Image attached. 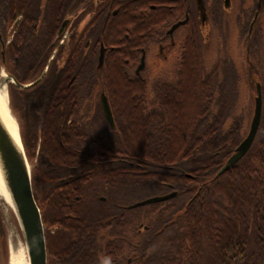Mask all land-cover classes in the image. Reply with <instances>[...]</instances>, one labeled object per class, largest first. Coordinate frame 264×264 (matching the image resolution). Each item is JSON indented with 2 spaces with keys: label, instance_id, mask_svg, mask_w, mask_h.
I'll return each mask as SVG.
<instances>
[{
  "label": "trees",
  "instance_id": "1",
  "mask_svg": "<svg viewBox=\"0 0 264 264\" xmlns=\"http://www.w3.org/2000/svg\"><path fill=\"white\" fill-rule=\"evenodd\" d=\"M20 1H3L6 27ZM210 20L218 29L225 23L220 12ZM140 33L93 34L106 47L101 67L95 53L82 54L80 34L69 55L87 91L105 93L113 127L100 100L87 109V129L65 125L70 116L78 121L75 97H33L25 107L22 139L27 157H35L32 188L48 264H264V64L252 79L263 94L257 134L217 175L245 136L253 97L251 111L237 110V69L225 54L207 63L194 28L170 74L136 76L125 59ZM3 48L8 73L26 84L47 44L22 25ZM12 88L23 102V91ZM172 191L170 199L129 207ZM139 223L148 229L137 231Z\"/></svg>",
  "mask_w": 264,
  "mask_h": 264
},
{
  "label": "flooded vegetation",
  "instance_id": "2",
  "mask_svg": "<svg viewBox=\"0 0 264 264\" xmlns=\"http://www.w3.org/2000/svg\"><path fill=\"white\" fill-rule=\"evenodd\" d=\"M11 2L8 7L15 13L17 6L14 2L11 7ZM20 3V13L10 23L12 34L5 45L10 46L17 28L25 25L26 29L41 35L47 49L37 66V75L30 81L36 83L28 88L16 87L23 91V97L30 93L31 98L40 100L49 96L77 98L72 102L78 103V121L70 116L65 123L67 128L75 122L78 127L87 129V122L92 119L87 116L90 113L87 109H91L94 101L101 102L105 95L102 90L87 91L85 80H81L70 66L69 55L79 34L77 44H82V54L95 53L98 58L101 46L104 52L106 47L101 39L93 38V34L110 31L127 38L142 29L144 33L137 37L138 44H131L130 58L125 62L131 63L136 76L146 78L151 65L155 71L170 64L176 66L190 28L195 29L201 43L212 36L210 17L220 12L229 25V40L226 41L229 61L234 67L237 69L241 61L247 66L246 73L251 80L258 70L255 65L260 61L264 64V0H23ZM216 40L220 52L224 51L225 39L218 36ZM239 47L243 55H237ZM246 127L245 135L249 124ZM148 227L146 223H139L136 230L140 232ZM134 254L135 251L131 252L128 261Z\"/></svg>",
  "mask_w": 264,
  "mask_h": 264
},
{
  "label": "water",
  "instance_id": "3",
  "mask_svg": "<svg viewBox=\"0 0 264 264\" xmlns=\"http://www.w3.org/2000/svg\"><path fill=\"white\" fill-rule=\"evenodd\" d=\"M179 23L174 25L177 26ZM4 47V43L2 42ZM4 51L2 50V54ZM104 59V48L101 46L98 57V67H101ZM11 83L19 88H28L36 82L27 84L19 83L12 75H8ZM253 108L250 118L249 129L244 138L236 146L232 154L226 159L224 164L217 171V175L222 174L229 167L238 162L249 150L256 132L259 127L262 113V91L261 83L254 80ZM102 108L110 126H114L113 116L107 97L101 98ZM0 164L5 177V182L10 193L12 202L11 208L19 223L23 239L27 248L30 264H47V251L44 236V227L41 218L40 208L38 207L32 188V171L22 146L19 149L13 138L3 125L0 119ZM176 195L175 191L154 195L136 201L129 207L141 206L144 204L155 203L170 199Z\"/></svg>",
  "mask_w": 264,
  "mask_h": 264
},
{
  "label": "rangeland",
  "instance_id": "4",
  "mask_svg": "<svg viewBox=\"0 0 264 264\" xmlns=\"http://www.w3.org/2000/svg\"><path fill=\"white\" fill-rule=\"evenodd\" d=\"M3 1L7 0H0V77H1V71L4 70L6 74L8 75V70L11 68V62L9 60L5 59L4 53L2 54V50L4 51V48L2 46V42L4 40V33L6 34V40H8L12 34V25L8 24V26H5V20H4V10H3ZM226 18V17H225ZM227 19V18H226ZM225 19V20H226ZM211 29L212 36H210L208 39L203 41L202 46L205 53V59L206 62H215L216 58L219 57L222 54L229 56V45L227 41L229 40V31H228V23H225L222 25L221 29H218L215 27L214 24L211 23ZM219 36V38H224L226 41V48L224 51H221L218 49V42L216 38ZM239 50V51H238ZM242 47H239L237 49V55H243ZM236 55V56H237ZM261 62V61H260ZM174 68L173 64L167 65V67H163L161 70L158 69V71L154 70L153 65L148 68L150 73H148L149 77L153 78L156 77L159 74H170L169 69L173 71ZM246 65H243L241 61H239V64H237V71L239 73V76L241 78L239 82V98H238V111H244L248 112L251 111L252 107V99L254 95V84L249 83L250 77L247 76L246 73ZM258 69V68H257ZM257 71V70H256ZM258 75V76H257ZM255 76L260 78L259 72L255 73ZM257 78V79H259ZM251 83H254V80ZM14 88H12L11 80L7 81V93H8V106L10 109L11 114L15 118L17 125H18V131L19 135L21 137L22 145H23V139H22V128L25 125L26 120V106L28 103H30V93L26 96H24L23 102L22 100L17 97V95L14 93ZM263 95V94H262ZM263 98V96H262ZM250 123V120L248 121ZM247 122V124H249ZM246 122L244 123L245 126H247ZM247 128V127H246ZM24 148V145H23ZM25 151V148H24ZM26 154V152H25ZM27 157V155H26ZM29 166L32 167L35 162V157L28 158ZM26 247L25 241L23 239L22 231L20 229L19 223L17 221V218L14 214L13 209L11 206H9L7 203H5L2 198L0 197V264H8L9 258H10V252L11 248H13L15 251H18L22 248ZM26 252V251H25Z\"/></svg>",
  "mask_w": 264,
  "mask_h": 264
},
{
  "label": "bare ground",
  "instance_id": "5",
  "mask_svg": "<svg viewBox=\"0 0 264 264\" xmlns=\"http://www.w3.org/2000/svg\"><path fill=\"white\" fill-rule=\"evenodd\" d=\"M9 80V76L6 74L4 70L1 71L0 77V119L13 138L15 144L19 149H22V141L18 131V125L10 112L8 106V93H7V81ZM29 164V163H28ZM0 197L2 200L7 203L9 206H12L10 193L7 188L5 177L3 174V170L0 164ZM26 251V252H25ZM8 264H30L29 255L27 252V248L24 247L18 251H15L11 248L10 258Z\"/></svg>",
  "mask_w": 264,
  "mask_h": 264
}]
</instances>
